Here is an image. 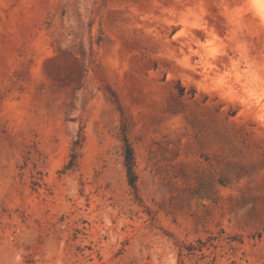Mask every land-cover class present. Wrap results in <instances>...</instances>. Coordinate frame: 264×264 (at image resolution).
I'll return each mask as SVG.
<instances>
[{
  "label": "rangeland",
  "instance_id": "rangeland-1",
  "mask_svg": "<svg viewBox=\"0 0 264 264\" xmlns=\"http://www.w3.org/2000/svg\"><path fill=\"white\" fill-rule=\"evenodd\" d=\"M0 264H264V0H0Z\"/></svg>",
  "mask_w": 264,
  "mask_h": 264
},
{
  "label": "trees",
  "instance_id": "trees-1",
  "mask_svg": "<svg viewBox=\"0 0 264 264\" xmlns=\"http://www.w3.org/2000/svg\"><path fill=\"white\" fill-rule=\"evenodd\" d=\"M80 142L75 143L74 150L79 147ZM76 158H77V155H76V153H74L72 156L71 162L69 163V165L66 168L67 170L76 166ZM125 166L127 169L129 185L134 190H137V187H136L137 176H136L135 171H134V154H133V150H132L131 146L127 143V141H126V150H125ZM198 244L202 245L203 243H202V241H198ZM199 251H201V249L197 250L194 246H189L187 248L188 253L186 254V256H194Z\"/></svg>",
  "mask_w": 264,
  "mask_h": 264
}]
</instances>
